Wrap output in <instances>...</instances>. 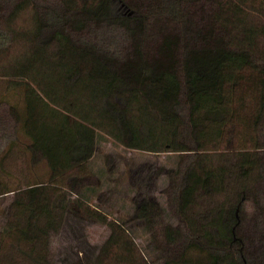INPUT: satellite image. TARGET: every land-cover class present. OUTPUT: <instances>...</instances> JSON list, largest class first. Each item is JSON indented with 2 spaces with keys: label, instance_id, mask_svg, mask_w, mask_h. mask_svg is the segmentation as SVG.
Returning <instances> with one entry per match:
<instances>
[{
  "label": "trees",
  "instance_id": "16d2710c",
  "mask_svg": "<svg viewBox=\"0 0 264 264\" xmlns=\"http://www.w3.org/2000/svg\"><path fill=\"white\" fill-rule=\"evenodd\" d=\"M255 3L0 0V50L19 36L13 21L21 11L31 7L35 20L25 36L30 51L14 68L33 82L14 86L23 106L9 105L11 146L21 140L34 162L49 166L47 179L0 186V197L15 193L0 228V264H52L68 208L55 203L59 188L46 181L94 155L97 129L128 147L183 153L178 169L154 164L132 172L140 195L125 224L80 201L87 217L112 228L99 263L109 264L116 247L118 264H148L127 227L143 223L158 239L164 208L148 189L152 176L167 174L181 225L164 224V239L182 247L165 264H264V230L249 227L264 221V140L257 149L203 151L204 123L195 118L203 97L223 103L226 63L264 74V22L252 20L264 18V5ZM256 123L264 129V96Z\"/></svg>",
  "mask_w": 264,
  "mask_h": 264
},
{
  "label": "rangeland",
  "instance_id": "374dc122",
  "mask_svg": "<svg viewBox=\"0 0 264 264\" xmlns=\"http://www.w3.org/2000/svg\"><path fill=\"white\" fill-rule=\"evenodd\" d=\"M255 2L264 5V0ZM11 7L6 6L4 13H9ZM252 20L264 22V18L258 16H253ZM34 25L33 9L27 7L13 21V26L20 31L19 36L9 48L0 50V186L4 182L9 186L28 184L36 178L47 179L49 174L47 161L34 162L21 140L16 139L11 146L15 134L9 105L18 100L23 106L20 92L14 86L22 79L31 80L29 76L17 74L14 68L30 51V41L25 36ZM263 96L264 74L261 71L240 61L226 63L223 103H215L210 96L203 97L195 115L196 120L204 123L200 135L201 150L257 149L258 143L264 140L261 136L264 129L256 123ZM96 141L95 153L88 161L46 181L59 188L55 203L68 208L65 223L54 237L52 264H101L97 257L112 228L107 222L87 217L80 201L102 210L109 219L125 224L133 216L135 198L140 195L139 187L131 180L132 172L141 168L146 173L145 165H165L174 169L181 166L183 153L180 151L156 152L128 147L102 129H97ZM169 181L167 174L150 178L148 193L164 208L163 220L157 224L158 239L154 240L152 232L143 223L136 222L127 227L136 243L137 255L148 264H165L166 257L181 251L182 245L168 246L164 239V224L181 225L166 191ZM14 195L11 191L0 197V228ZM249 227L252 233L260 232L264 230V221H260L258 227L252 222ZM115 251L119 253L121 250L115 247L107 256L109 264H118ZM121 264L131 263L126 260Z\"/></svg>",
  "mask_w": 264,
  "mask_h": 264
}]
</instances>
